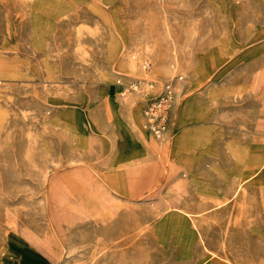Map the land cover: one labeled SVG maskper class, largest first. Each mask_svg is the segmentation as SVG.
Returning a JSON list of instances; mask_svg holds the SVG:
<instances>
[{"label":"rangeland","instance_id":"374dc122","mask_svg":"<svg viewBox=\"0 0 264 264\" xmlns=\"http://www.w3.org/2000/svg\"><path fill=\"white\" fill-rule=\"evenodd\" d=\"M172 63L159 142L114 84ZM115 124L156 162L116 154ZM11 238L54 264H264V0H0V255Z\"/></svg>","mask_w":264,"mask_h":264},{"label":"built area","instance_id":"2783aa9c","mask_svg":"<svg viewBox=\"0 0 264 264\" xmlns=\"http://www.w3.org/2000/svg\"><path fill=\"white\" fill-rule=\"evenodd\" d=\"M152 68L150 61H144L145 72L151 71ZM171 69L173 74L165 81L153 77L133 76L127 79L119 76L116 80L119 86L118 93L124 100H131L134 95L141 97L142 127L159 142L166 141L171 135L175 106L179 97V84L185 77L175 63L171 64ZM145 85L146 89L143 87Z\"/></svg>","mask_w":264,"mask_h":264},{"label":"crops","instance_id":"0c3cea01","mask_svg":"<svg viewBox=\"0 0 264 264\" xmlns=\"http://www.w3.org/2000/svg\"><path fill=\"white\" fill-rule=\"evenodd\" d=\"M172 70V69H171ZM173 74V72H172ZM114 89L118 93L119 86L115 83ZM119 97V96H118ZM122 98V97H121ZM179 98V97H178ZM179 100V99H178ZM176 102L173 123L175 120V114L178 108V101ZM133 111H131V121H133ZM142 116V114H141ZM143 121V120H142ZM173 123L171 127V132L173 128ZM143 128V127H142ZM114 135L117 140V145L115 148L116 154H124L127 159L131 161H145L151 160L155 161V157L157 156V146H152L149 142L147 135L143 134L140 128H130L132 131H127L121 127V131L123 134V145L122 148L119 146V129L117 124L113 126ZM127 132H126V131ZM144 130V129H143ZM145 131V130H144ZM146 132V131H145ZM148 133V132H146ZM145 140V141H144ZM167 226V223L165 227ZM163 229V225H162ZM161 229V230H162ZM249 255H245V257L252 255V251H247ZM247 253V254H248ZM237 258H239L237 256ZM241 258V257H240ZM240 264H249L246 261L237 260V263ZM0 264H54L51 257L38 250L37 248L32 247L18 239L11 238L10 241L7 242L6 247L2 251L0 255ZM252 264V263H250Z\"/></svg>","mask_w":264,"mask_h":264},{"label":"bare ground","instance_id":"6f19581e","mask_svg":"<svg viewBox=\"0 0 264 264\" xmlns=\"http://www.w3.org/2000/svg\"><path fill=\"white\" fill-rule=\"evenodd\" d=\"M145 141V140H144Z\"/></svg>","mask_w":264,"mask_h":264}]
</instances>
